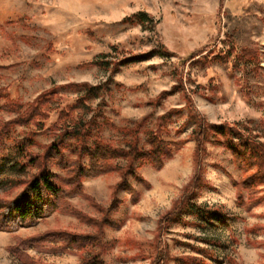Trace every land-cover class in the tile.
Instances as JSON below:
<instances>
[{"label": "rangeland", "instance_id": "obj_1", "mask_svg": "<svg viewBox=\"0 0 264 264\" xmlns=\"http://www.w3.org/2000/svg\"><path fill=\"white\" fill-rule=\"evenodd\" d=\"M185 94L208 123L264 143V0H0L1 198L38 172L25 168L20 142L61 178L47 154L56 143L68 170L89 168L72 150L82 138L149 150L157 132L172 149L161 169L134 162L146 183L127 176L136 202L116 188L128 161L115 158L117 170L83 177V194L64 199L71 213L0 231V264H25L9 248L38 236L23 251L39 264H264V166L222 137L198 147ZM40 98L31 122H19ZM72 235L96 237L77 245Z\"/></svg>", "mask_w": 264, "mask_h": 264}, {"label": "trees", "instance_id": "obj_2", "mask_svg": "<svg viewBox=\"0 0 264 264\" xmlns=\"http://www.w3.org/2000/svg\"><path fill=\"white\" fill-rule=\"evenodd\" d=\"M138 20L143 22L145 16H138ZM161 54L168 56L167 50H160ZM96 88L91 89L89 93H96ZM187 100V108L189 111V119L195 124V137L198 147H201L203 140H206L211 134L213 138L222 137L229 145V148L235 156L241 154L245 160H251L260 164L263 171L264 166V143L256 141L254 138L243 135L236 126L230 125H214L206 121L201 113L196 109L188 94H185ZM42 103L40 98L26 114L17 119L19 122L29 123L33 119L35 113ZM75 106L70 109H75ZM85 126H78L75 133L79 132L82 136V130ZM2 135V134H1ZM216 140V139H215ZM151 148L144 150L138 147L135 142L130 150L111 149L106 146L100 138H97L95 147H89L82 138L78 145L72 147L73 152L78 153L79 156L87 154L90 156L89 168L84 169L82 164L77 161V166L68 170L69 165L62 160V153L59 143L53 144L49 147V155L57 159L59 167L62 166L67 174L65 178H61L58 174L50 171L47 167L49 160L47 155L42 157L40 155L26 153L25 146L22 142L17 144L18 152L24 155L23 159L25 168L38 169V172L32 175L29 179H17L16 185L22 190L12 200H6L0 197V231L15 232L20 227H27L35 225L40 219L51 215L56 210L71 213L68 205L64 203V199L72 196H80L83 194L81 179L83 177H98L114 170L117 167L111 166L109 160L115 158H124L128 164L123 168V179L117 185V189L125 188L132 193V199L136 202V194L131 191L130 185L127 183V176L131 175L136 181L141 184H146L143 178L133 168L134 162L138 160H148L155 169H161L164 159L172 156V149L168 142L159 137L157 132L152 133L148 138ZM25 153V154H24ZM1 154V152H0ZM106 213L107 210L105 211ZM189 213L197 214L202 220L208 221L209 215L212 220L224 224L223 218L214 213H208L201 207L189 206ZM81 217V216H80ZM106 222V219H104ZM96 236L72 235L71 242L77 245H84ZM45 236H38L31 239H18L17 246L10 247L11 254L16 256L25 264H39L23 251L28 244H38ZM49 238H51L49 236ZM21 246V249L19 248ZM98 259H89L82 264H101L97 263Z\"/></svg>", "mask_w": 264, "mask_h": 264}]
</instances>
